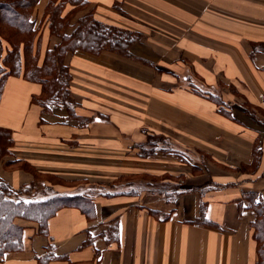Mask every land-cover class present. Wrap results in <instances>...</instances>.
I'll list each match as a JSON object with an SVG mask.
<instances>
[{"label": "crops", "instance_id": "obj_1", "mask_svg": "<svg viewBox=\"0 0 264 264\" xmlns=\"http://www.w3.org/2000/svg\"><path fill=\"white\" fill-rule=\"evenodd\" d=\"M86 1L141 36L126 53L65 55L73 118L31 103L39 83L6 78L0 126L13 145L0 178L32 182L25 162L88 209H58L47 234L21 220L23 248L0 264H257L264 0ZM57 40L45 30L41 54Z\"/></svg>", "mask_w": 264, "mask_h": 264}, {"label": "trees", "instance_id": "obj_2", "mask_svg": "<svg viewBox=\"0 0 264 264\" xmlns=\"http://www.w3.org/2000/svg\"><path fill=\"white\" fill-rule=\"evenodd\" d=\"M45 30L58 40L41 54ZM140 36L139 32L95 19L86 0H0V98L6 78L21 76L40 84V92L31 96V103L44 110L51 105H61L67 116L73 118L75 105L70 97V73L65 55L76 50L98 54L104 49L126 53L128 46ZM154 141L160 140L148 142L147 146L156 145ZM12 145L11 130L0 126V161L10 153ZM13 163L19 166L20 160L6 161L8 165ZM21 163L33 175L32 182L13 188L0 178V259L23 248L24 224L16 223L17 219L34 222L38 233L47 234V220L58 209L67 206L88 209L81 200L82 194L53 190L54 185L67 182ZM73 182L69 184L78 183ZM255 212L252 227L257 243V264H264V212L259 206L255 207ZM200 216L203 222L208 221Z\"/></svg>", "mask_w": 264, "mask_h": 264}, {"label": "rangeland", "instance_id": "obj_3", "mask_svg": "<svg viewBox=\"0 0 264 264\" xmlns=\"http://www.w3.org/2000/svg\"><path fill=\"white\" fill-rule=\"evenodd\" d=\"M40 6H41V4H40ZM123 187L125 188V187H126V185H124ZM16 223H19V224H21V219H17Z\"/></svg>", "mask_w": 264, "mask_h": 264}]
</instances>
